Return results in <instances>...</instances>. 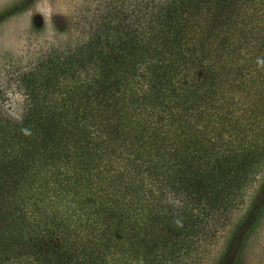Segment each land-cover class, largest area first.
Instances as JSON below:
<instances>
[{
    "label": "trees",
    "instance_id": "trees-1",
    "mask_svg": "<svg viewBox=\"0 0 264 264\" xmlns=\"http://www.w3.org/2000/svg\"><path fill=\"white\" fill-rule=\"evenodd\" d=\"M89 58L79 92L0 123V264L189 260L264 154V0L159 1Z\"/></svg>",
    "mask_w": 264,
    "mask_h": 264
},
{
    "label": "rangeland",
    "instance_id": "rangeland-1",
    "mask_svg": "<svg viewBox=\"0 0 264 264\" xmlns=\"http://www.w3.org/2000/svg\"><path fill=\"white\" fill-rule=\"evenodd\" d=\"M159 1L167 0H0V123L19 122L33 107L79 92L93 74L89 55L97 42L116 43ZM251 130L255 139L264 136V115ZM239 194L203 251L168 264H221L234 237L230 264H264V154Z\"/></svg>",
    "mask_w": 264,
    "mask_h": 264
}]
</instances>
